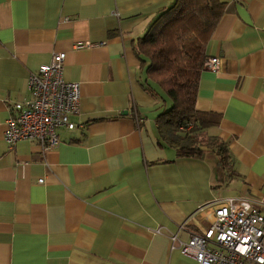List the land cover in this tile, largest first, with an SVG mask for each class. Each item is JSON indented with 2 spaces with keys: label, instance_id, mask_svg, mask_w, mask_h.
Instances as JSON below:
<instances>
[{
  "label": "crops",
  "instance_id": "1",
  "mask_svg": "<svg viewBox=\"0 0 264 264\" xmlns=\"http://www.w3.org/2000/svg\"><path fill=\"white\" fill-rule=\"evenodd\" d=\"M175 0H0V264H198L170 250L244 199L264 214V0H218L206 45L217 71L198 79L195 109L226 146L178 156L160 140L134 51ZM64 52L62 78L79 85L75 128L59 143L4 142L28 77ZM41 180V183L38 181Z\"/></svg>",
  "mask_w": 264,
  "mask_h": 264
},
{
  "label": "built area",
  "instance_id": "2",
  "mask_svg": "<svg viewBox=\"0 0 264 264\" xmlns=\"http://www.w3.org/2000/svg\"><path fill=\"white\" fill-rule=\"evenodd\" d=\"M64 58V52L52 54L48 64L28 77V97L12 106L5 123L3 139L9 148L30 140L49 150L59 143L57 130L75 128L70 117L79 111V85L63 80ZM218 66L217 58L208 57L203 70L217 71ZM169 241L170 250L198 264H264V214L247 200L228 199L214 207L205 230L192 232L185 242L176 234Z\"/></svg>",
  "mask_w": 264,
  "mask_h": 264
},
{
  "label": "trees",
  "instance_id": "3",
  "mask_svg": "<svg viewBox=\"0 0 264 264\" xmlns=\"http://www.w3.org/2000/svg\"><path fill=\"white\" fill-rule=\"evenodd\" d=\"M223 8L218 0H175L159 12L134 51L146 64V90L169 107L156 117V129L178 156H200L210 148L227 165L222 141L205 130L218 124L215 116L195 109L198 79L208 58L206 45Z\"/></svg>",
  "mask_w": 264,
  "mask_h": 264
},
{
  "label": "rangeland",
  "instance_id": "4",
  "mask_svg": "<svg viewBox=\"0 0 264 264\" xmlns=\"http://www.w3.org/2000/svg\"><path fill=\"white\" fill-rule=\"evenodd\" d=\"M165 98V102H162L161 106L159 105V107H163V110L167 109L169 107V100Z\"/></svg>",
  "mask_w": 264,
  "mask_h": 264
}]
</instances>
